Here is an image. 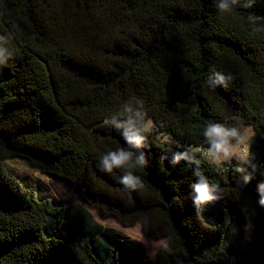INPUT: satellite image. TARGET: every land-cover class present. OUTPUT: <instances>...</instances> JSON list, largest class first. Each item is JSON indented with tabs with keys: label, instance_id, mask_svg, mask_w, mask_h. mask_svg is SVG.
I'll return each instance as SVG.
<instances>
[{
	"label": "trees",
	"instance_id": "16d2710c",
	"mask_svg": "<svg viewBox=\"0 0 264 264\" xmlns=\"http://www.w3.org/2000/svg\"><path fill=\"white\" fill-rule=\"evenodd\" d=\"M229 2L221 15L217 0H0V264H239L232 246L245 230L264 254V0ZM214 71L232 77L227 87ZM136 101L146 141L131 150L146 165L132 170L144 183L132 191L119 183L126 169L104 172L100 160L130 147L105 120L124 123L123 105ZM209 122L254 129L256 172H237L238 160L219 170L197 153L198 163L174 162L208 147ZM14 158L75 185L82 203L27 192L4 166ZM196 171L220 187L201 209ZM83 203L141 222L170 249L154 263Z\"/></svg>",
	"mask_w": 264,
	"mask_h": 264
},
{
	"label": "clouds",
	"instance_id": "9594fccd",
	"mask_svg": "<svg viewBox=\"0 0 264 264\" xmlns=\"http://www.w3.org/2000/svg\"><path fill=\"white\" fill-rule=\"evenodd\" d=\"M236 0H232L235 3ZM216 8L219 9L221 15L233 12L234 8L231 6L229 0H217ZM260 17H256L253 14H249L248 21L255 22L260 20ZM262 31V30H257ZM215 83L225 84L232 79L228 76L225 79L224 74L214 71ZM119 116L125 118V122L121 123L115 119L105 120V124H111L115 129H124L122 138L126 145L130 147H119L115 150L107 151L100 160V168L102 171L112 173L115 169H126L125 174L119 179V183L124 185L128 190H139L144 187L142 179L133 174V169L143 168L146 165V159L143 154L137 156L132 148H142L146 141L147 123L145 121L146 113L143 111V102L136 101L135 105L132 102H127L123 105L122 111ZM254 133L250 134L249 129L242 130L239 127H226L223 124H217L209 122L203 129V138L208 145L206 149H203V154L210 158L211 161L217 165H222L225 161H231L233 158L238 160L241 165L236 168V171L244 175L247 172V168H251L252 172L257 171V165L253 164L255 155L251 151V139ZM244 145L242 153L236 151L237 147ZM202 151L199 148L193 149L187 148L183 153L180 151L173 154L174 162L180 160H187L190 163H198L194 159L196 152ZM246 166V167H245ZM195 176L198 177V183L192 185L196 196L195 204L197 208L201 209V206L208 204L216 199L215 192L220 191L218 184L210 183L208 178L201 171H196ZM247 180L251 179V176L246 177ZM262 192H264V186H262ZM261 207H264V198L259 201Z\"/></svg>",
	"mask_w": 264,
	"mask_h": 264
},
{
	"label": "rangeland",
	"instance_id": "374dc122",
	"mask_svg": "<svg viewBox=\"0 0 264 264\" xmlns=\"http://www.w3.org/2000/svg\"><path fill=\"white\" fill-rule=\"evenodd\" d=\"M152 123L148 130H153L156 126H153ZM244 129H249L250 134L254 133L252 127H246ZM243 129V130H244ZM252 136V139L254 137ZM158 137H162L164 141H170L168 138L160 134ZM251 139V140H252ZM251 142V141H250ZM174 143V142H173ZM244 145L237 147L236 151L242 153ZM196 149V148H193ZM202 151L196 152L199 155L207 158L203 154V149L199 148ZM217 169L222 170L233 160L225 161L222 165H217L211 161L210 158H207ZM256 163V159L253 161V164ZM7 172L15 178L18 183H20L24 190L29 193L34 194L37 198H48L56 204H72L75 202L82 203L78 198V188L71 184L70 182L52 177L50 175L44 174L42 171L34 168L27 161L14 158L8 159L4 163ZM83 205L93 214L94 218L105 227L114 228L126 236L142 242L146 248V251L152 261L156 262V255L160 249H170L169 243L165 239H154L149 237L143 230L142 223L138 222L133 226H125L120 220L115 217H105L102 215L101 211L97 208L91 207L90 205L83 203ZM246 243L240 241H234L232 249L235 252V257L237 263L246 264L251 259H255L258 262H262L264 259V254H262V248L259 244L256 243L254 237L250 234L248 230L244 231ZM246 244V245H245ZM252 244V245H250Z\"/></svg>",
	"mask_w": 264,
	"mask_h": 264
}]
</instances>
